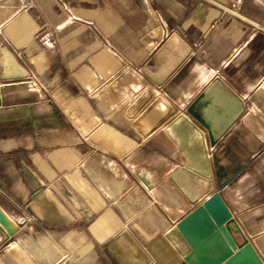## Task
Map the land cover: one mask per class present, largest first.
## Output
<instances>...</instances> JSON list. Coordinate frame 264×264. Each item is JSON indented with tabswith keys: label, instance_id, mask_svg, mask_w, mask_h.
I'll use <instances>...</instances> for the list:
<instances>
[{
	"label": "crops",
	"instance_id": "0c3cea01",
	"mask_svg": "<svg viewBox=\"0 0 264 264\" xmlns=\"http://www.w3.org/2000/svg\"><path fill=\"white\" fill-rule=\"evenodd\" d=\"M172 34L191 54L156 88L141 68ZM0 47L28 72L0 81V264H186L169 231L226 181L264 263V0H0ZM214 78L244 112L206 180L152 104Z\"/></svg>",
	"mask_w": 264,
	"mask_h": 264
},
{
	"label": "water",
	"instance_id": "95a60500",
	"mask_svg": "<svg viewBox=\"0 0 264 264\" xmlns=\"http://www.w3.org/2000/svg\"><path fill=\"white\" fill-rule=\"evenodd\" d=\"M190 54L191 48L172 34L141 68V74L159 88ZM27 77V70L13 53L0 47V81ZM158 103L165 108L163 118L173 115L162 131L175 145L183 166L203 179H212L208 148H213L242 116L241 100L214 78L184 112H176L160 97L152 105ZM228 183L222 184L170 229L169 236L183 248L186 264H264L221 197L220 192ZM0 230L7 235L13 233L1 211Z\"/></svg>",
	"mask_w": 264,
	"mask_h": 264
},
{
	"label": "built area",
	"instance_id": "2783aa9c",
	"mask_svg": "<svg viewBox=\"0 0 264 264\" xmlns=\"http://www.w3.org/2000/svg\"><path fill=\"white\" fill-rule=\"evenodd\" d=\"M26 220L25 219H23V220H21V223H24Z\"/></svg>",
	"mask_w": 264,
	"mask_h": 264
}]
</instances>
